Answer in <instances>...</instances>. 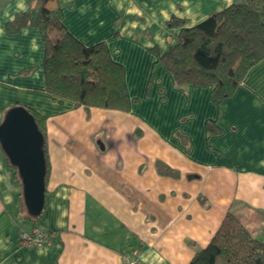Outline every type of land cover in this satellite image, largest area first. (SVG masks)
<instances>
[{
    "label": "crops",
    "instance_id": "obj_1",
    "mask_svg": "<svg viewBox=\"0 0 264 264\" xmlns=\"http://www.w3.org/2000/svg\"><path fill=\"white\" fill-rule=\"evenodd\" d=\"M233 1L56 0L73 36L105 43L123 65L129 104L118 110L50 94L41 30L8 29L30 0H0V123L16 105L45 117L48 156L44 209L31 219L0 144V264H125L130 247L143 264H189L228 210L261 211L264 240V59L220 104L212 85L179 87L159 61L178 42L172 17L194 26ZM34 226L50 244H21Z\"/></svg>",
    "mask_w": 264,
    "mask_h": 264
},
{
    "label": "trees",
    "instance_id": "obj_2",
    "mask_svg": "<svg viewBox=\"0 0 264 264\" xmlns=\"http://www.w3.org/2000/svg\"><path fill=\"white\" fill-rule=\"evenodd\" d=\"M55 2L30 0L29 9L8 24L11 32L29 25L41 30L46 90L75 106L127 109L123 65L110 56L105 43L86 46L73 36L63 24L61 9ZM185 23V19L171 18L170 27L182 28L178 42L159 56V61L179 87L212 85L211 96L220 104L264 59V0H234L194 26L186 27ZM30 111L44 135L48 174L45 117ZM208 127L211 132L218 131L214 121H209ZM18 179L21 181L19 175ZM247 211L228 210L211 241L195 253L189 264H264V240L254 235L263 213Z\"/></svg>",
    "mask_w": 264,
    "mask_h": 264
},
{
    "label": "water",
    "instance_id": "obj_3",
    "mask_svg": "<svg viewBox=\"0 0 264 264\" xmlns=\"http://www.w3.org/2000/svg\"><path fill=\"white\" fill-rule=\"evenodd\" d=\"M0 144L11 163L18 168L28 214L40 216L46 198L44 135L26 106L16 105L6 112L0 123Z\"/></svg>",
    "mask_w": 264,
    "mask_h": 264
},
{
    "label": "built area",
    "instance_id": "obj_4",
    "mask_svg": "<svg viewBox=\"0 0 264 264\" xmlns=\"http://www.w3.org/2000/svg\"><path fill=\"white\" fill-rule=\"evenodd\" d=\"M21 244L25 246H42L50 244L51 234L40 226H34L31 231L23 230L19 234ZM125 264H143L141 260V250L136 247H130L124 253Z\"/></svg>",
    "mask_w": 264,
    "mask_h": 264
},
{
    "label": "rangeland",
    "instance_id": "obj_5",
    "mask_svg": "<svg viewBox=\"0 0 264 264\" xmlns=\"http://www.w3.org/2000/svg\"><path fill=\"white\" fill-rule=\"evenodd\" d=\"M236 211H241L242 213H243V212H244V213H248V211L245 210V209H239V210H236Z\"/></svg>",
    "mask_w": 264,
    "mask_h": 264
}]
</instances>
